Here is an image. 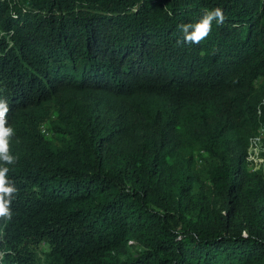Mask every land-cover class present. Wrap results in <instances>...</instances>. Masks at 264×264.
<instances>
[{"label": "trees", "instance_id": "16d2710c", "mask_svg": "<svg viewBox=\"0 0 264 264\" xmlns=\"http://www.w3.org/2000/svg\"><path fill=\"white\" fill-rule=\"evenodd\" d=\"M0 101V264H264V0H0Z\"/></svg>", "mask_w": 264, "mask_h": 264}, {"label": "clouds", "instance_id": "9594fccd", "mask_svg": "<svg viewBox=\"0 0 264 264\" xmlns=\"http://www.w3.org/2000/svg\"><path fill=\"white\" fill-rule=\"evenodd\" d=\"M216 21L218 25H222L225 20V15L220 7H216L211 11H205L202 19L192 24H183L179 27L184 33V41L187 43H200L205 39L212 30V22ZM189 29H192L189 31ZM8 111L5 102L0 101V159L5 162L11 163L13 157L8 154L7 137L11 134V129L5 128V116ZM6 168H0V216L9 215L8 203L4 200V196H11L15 190L13 187L8 186L5 179Z\"/></svg>", "mask_w": 264, "mask_h": 264}, {"label": "built area", "instance_id": "2783aa9c", "mask_svg": "<svg viewBox=\"0 0 264 264\" xmlns=\"http://www.w3.org/2000/svg\"><path fill=\"white\" fill-rule=\"evenodd\" d=\"M245 160L251 170H262L264 176V125L262 123L248 138Z\"/></svg>", "mask_w": 264, "mask_h": 264}, {"label": "rangeland", "instance_id": "374dc122", "mask_svg": "<svg viewBox=\"0 0 264 264\" xmlns=\"http://www.w3.org/2000/svg\"><path fill=\"white\" fill-rule=\"evenodd\" d=\"M44 132H45V134L46 135H48V136H50L51 135V133H52V126H51V124H49V122H45V124H44ZM205 159H203V161H204ZM197 162H198V164L201 166V163H202V161H201V158L200 157H197ZM206 163H207V161H205ZM204 173H205V171H203ZM201 187L199 186V185H195L194 187H193V191L194 192H198L199 191V189H200ZM198 194V193H197ZM196 194V195H197ZM219 205V204H218Z\"/></svg>", "mask_w": 264, "mask_h": 264}]
</instances>
